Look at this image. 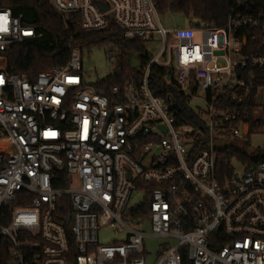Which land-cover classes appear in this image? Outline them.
<instances>
[{"label":"built area","instance_id":"obj_1","mask_svg":"<svg viewBox=\"0 0 264 264\" xmlns=\"http://www.w3.org/2000/svg\"><path fill=\"white\" fill-rule=\"evenodd\" d=\"M49 2L84 31L114 23L126 40L158 34L164 43L141 75L108 90L87 79L79 45L35 80L0 64V239L8 247L0 264H264V147L243 149L264 125L252 128L264 121L258 1L236 0L221 27L170 29L156 0ZM41 37L23 14L0 7V52ZM154 66L193 122L177 125L180 106L153 93ZM64 174L69 185L55 186ZM138 190L145 200L129 209ZM24 192L28 203L19 205ZM64 195L70 236L54 217ZM128 210L134 219L122 218ZM108 224L120 240L101 244ZM146 236L175 243L149 258Z\"/></svg>","mask_w":264,"mask_h":264},{"label":"trees","instance_id":"obj_2","mask_svg":"<svg viewBox=\"0 0 264 264\" xmlns=\"http://www.w3.org/2000/svg\"><path fill=\"white\" fill-rule=\"evenodd\" d=\"M159 11H171L188 17H193L189 23L193 26L211 25L221 27L226 24L228 13L235 6L236 0H156ZM260 9L264 11V0H257ZM0 7L9 8L14 15L23 14V21L32 25L42 33L41 38L26 40L14 44L9 50L0 52L8 72L26 73L31 80H35L40 72L47 71L55 65H64L70 57L71 47L79 45L84 52L102 45H111L109 53L114 55V72L103 78L99 86L106 90L115 84L122 83L130 75H141L142 66L132 69L128 60L129 54L137 55L141 63H146L150 58L144 52L141 39L129 41L123 35L124 29L112 23L101 31L83 30L76 19L65 20L52 6L49 0H0ZM165 69L154 66L151 75L153 93L162 97L166 102L178 103L180 111L176 113L177 125L189 124L194 121V115L188 116V108H185L184 97L164 80ZM264 121L258 119L252 123V128ZM244 152V151H241ZM69 179L64 178L55 186L66 187ZM26 195L27 193H22ZM25 201L17 204L27 205ZM146 210L147 204H145ZM73 207L69 195H64L56 203L54 217L65 224L68 232ZM70 236V232H69ZM8 252L7 241L0 239V256Z\"/></svg>","mask_w":264,"mask_h":264},{"label":"rangeland","instance_id":"obj_3","mask_svg":"<svg viewBox=\"0 0 264 264\" xmlns=\"http://www.w3.org/2000/svg\"><path fill=\"white\" fill-rule=\"evenodd\" d=\"M159 17L162 24L165 28H175L178 26H187L188 22L193 17H188L180 13H175L171 11H160ZM143 44L144 52H146L149 58H152L154 55L158 54L160 49L163 46L164 40L158 34H153L152 37L141 39ZM111 45H102L101 47H95L91 50H85L83 56V70L87 74V79L92 82H100L103 78H106L114 72L115 60L111 59L109 50ZM0 64H4L0 58ZM45 72V71H44ZM264 115V112H263ZM242 141H239L238 147H241ZM3 146V142L0 141V149ZM264 147V125L258 127L255 131L252 132L250 137V147L244 145L243 149L247 151H253L254 149H263ZM145 200V194L142 190H138L134 193L133 197L129 203V209L133 206H136ZM122 218L126 220L134 219L131 215L130 210L128 213H123ZM144 230L147 233L151 232V223L146 221L144 225ZM120 235L116 234L115 228L110 224L102 226L99 230V240L101 244L114 243L118 242ZM175 243V239L165 238V237H145V250L149 258L155 257L156 252L162 246H170Z\"/></svg>","mask_w":264,"mask_h":264},{"label":"water","instance_id":"obj_4","mask_svg":"<svg viewBox=\"0 0 264 264\" xmlns=\"http://www.w3.org/2000/svg\"><path fill=\"white\" fill-rule=\"evenodd\" d=\"M99 5L102 7V9H106L107 6L104 2H99ZM128 60L131 64L132 69H137L141 65V59L136 55L129 54ZM175 107H179L178 103H175Z\"/></svg>","mask_w":264,"mask_h":264},{"label":"bare ground","instance_id":"obj_5","mask_svg":"<svg viewBox=\"0 0 264 264\" xmlns=\"http://www.w3.org/2000/svg\"><path fill=\"white\" fill-rule=\"evenodd\" d=\"M0 141H2V142H3V145H4V143H5V140H0Z\"/></svg>","mask_w":264,"mask_h":264},{"label":"crops","instance_id":"obj_6","mask_svg":"<svg viewBox=\"0 0 264 264\" xmlns=\"http://www.w3.org/2000/svg\"><path fill=\"white\" fill-rule=\"evenodd\" d=\"M188 24H189V22H188ZM188 24H187V25H188ZM180 27H187V26H180Z\"/></svg>","mask_w":264,"mask_h":264}]
</instances>
